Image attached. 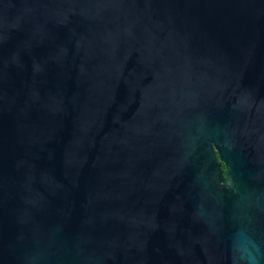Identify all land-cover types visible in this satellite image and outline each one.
I'll return each mask as SVG.
<instances>
[{
    "label": "water",
    "instance_id": "95a60500",
    "mask_svg": "<svg viewBox=\"0 0 264 264\" xmlns=\"http://www.w3.org/2000/svg\"><path fill=\"white\" fill-rule=\"evenodd\" d=\"M0 264H264V0H0Z\"/></svg>",
    "mask_w": 264,
    "mask_h": 264
},
{
    "label": "flooded vegetation",
    "instance_id": "af4514ba",
    "mask_svg": "<svg viewBox=\"0 0 264 264\" xmlns=\"http://www.w3.org/2000/svg\"><path fill=\"white\" fill-rule=\"evenodd\" d=\"M217 157L219 158V154L218 153H217ZM222 169H223V171H226V165L225 164L222 165Z\"/></svg>",
    "mask_w": 264,
    "mask_h": 264
}]
</instances>
